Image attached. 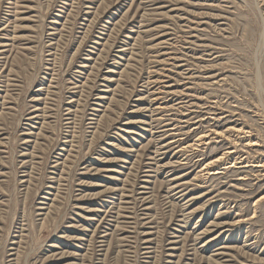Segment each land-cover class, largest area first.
<instances>
[{
  "label": "rangeland",
  "instance_id": "obj_1",
  "mask_svg": "<svg viewBox=\"0 0 264 264\" xmlns=\"http://www.w3.org/2000/svg\"><path fill=\"white\" fill-rule=\"evenodd\" d=\"M220 263L264 264V0H0V264Z\"/></svg>",
  "mask_w": 264,
  "mask_h": 264
},
{
  "label": "bare ground",
  "instance_id": "obj_2",
  "mask_svg": "<svg viewBox=\"0 0 264 264\" xmlns=\"http://www.w3.org/2000/svg\"><path fill=\"white\" fill-rule=\"evenodd\" d=\"M262 32V31H261ZM260 32V33H261ZM148 108V107H147ZM149 109V108H148ZM211 127V126H210ZM209 128V127H208ZM199 142V141H198ZM245 144V143H244ZM250 144H251V142H250ZM199 145V144H198ZM219 145V144H218ZM221 157V156H220ZM218 158V157H217ZM230 160V159H229ZM254 161V160H253ZM208 163V162H207ZM218 165V164H217ZM259 165V164H258ZM204 167V166H203ZM230 167V166H229ZM215 172V171H214ZM227 172V171H226ZM215 177V176H214ZM244 179V178H243ZM150 195V194H149ZM262 198V197H261ZM254 215V214H253ZM246 219V218H245ZM240 220V219H239ZM248 220V219H247ZM255 223V222H254ZM251 224H253V223H251ZM257 226V225H256ZM96 229V228H95ZM120 229V228H119ZM98 231V230H97ZM93 235V234H92ZM208 241V240H207ZM221 264V263H220Z\"/></svg>",
  "mask_w": 264,
  "mask_h": 264
}]
</instances>
